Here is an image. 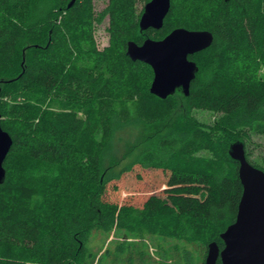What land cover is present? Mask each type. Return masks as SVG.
<instances>
[{
    "label": "trees",
    "instance_id": "obj_1",
    "mask_svg": "<svg viewBox=\"0 0 264 264\" xmlns=\"http://www.w3.org/2000/svg\"><path fill=\"white\" fill-rule=\"evenodd\" d=\"M43 1L0 0V125L12 138L0 183V264H90L82 238L105 224L199 244L203 260L209 242L222 249L220 233L234 221L242 191L230 145L242 142L247 160L264 171V156L252 160L247 150L252 135L264 136V80L257 75L264 0H205L195 16L171 0L162 27L143 32L136 0H109L108 31L120 50L109 55V48L102 59L88 47L89 0L65 8L52 0L37 11ZM176 27L213 34L209 47L189 56L209 52L210 74L202 76L195 61L189 94L159 98L149 91L151 67L126 55V41L158 40ZM193 109L215 120L197 123ZM116 120L138 121L151 135L162 124L169 131L115 173ZM135 165L207 178L222 196L235 193L233 206L212 204L202 215L155 196L142 207L108 201L107 185Z\"/></svg>",
    "mask_w": 264,
    "mask_h": 264
},
{
    "label": "rangeland",
    "instance_id": "obj_2",
    "mask_svg": "<svg viewBox=\"0 0 264 264\" xmlns=\"http://www.w3.org/2000/svg\"><path fill=\"white\" fill-rule=\"evenodd\" d=\"M76 1V0H75ZM86 3L88 0H77ZM109 0H89L91 5L90 41L91 47L100 58H107V54H119L120 45L113 41L108 31L109 16L105 8ZM192 16L207 8V0H181ZM180 1V2H181ZM69 0H63V7H67ZM52 0H45L38 4L37 11H45ZM145 0H136L135 9H143ZM62 5V3H61ZM142 38H146L142 36ZM109 51V50H108ZM115 58V56H114ZM193 60V59H192ZM202 76H209L210 53L194 55ZM258 78L264 80V64L257 71ZM205 76V77H206ZM190 116L201 124H210L215 120V114L193 109ZM159 134L151 135V128L138 121L126 123L115 121L113 124L112 146L117 157L115 165L110 167L116 171L128 166L145 150L154 148V141L158 135L168 134L167 125L160 126ZM154 138V140L152 139ZM250 158L259 160L264 156V136L252 135L247 144ZM198 155H207L200 151ZM223 192L213 185L212 181L201 176L179 175L169 171L142 168L135 165L132 171L125 173L117 181L107 185L104 197L108 201L118 204H131L142 207L150 196L165 202L181 213L206 215L212 204L233 206L235 193ZM157 200V201H158ZM83 246L87 255L91 256L90 264H203L202 248L199 244H188L181 240L152 236L143 232H128L109 228L107 224L90 232L83 238ZM93 257V259H92ZM88 260V261H89Z\"/></svg>",
    "mask_w": 264,
    "mask_h": 264
},
{
    "label": "water",
    "instance_id": "obj_3",
    "mask_svg": "<svg viewBox=\"0 0 264 264\" xmlns=\"http://www.w3.org/2000/svg\"><path fill=\"white\" fill-rule=\"evenodd\" d=\"M74 2L69 0L67 7ZM170 5L171 0L147 1L138 20L140 32L160 29ZM212 41L213 34L208 30L176 27L158 40L146 37L139 45L133 40L126 41L125 53L132 61L151 67V94L165 98L180 92L186 96L198 71L189 56L206 49ZM11 145V136L0 125V183L5 177L3 162ZM244 150L240 141L229 148L230 157L239 164L237 174L242 186L235 219L220 233L222 249L214 241L207 244L203 264H217L218 258L219 264H264V171L247 160Z\"/></svg>",
    "mask_w": 264,
    "mask_h": 264
},
{
    "label": "flooded vegetation",
    "instance_id": "obj_4",
    "mask_svg": "<svg viewBox=\"0 0 264 264\" xmlns=\"http://www.w3.org/2000/svg\"><path fill=\"white\" fill-rule=\"evenodd\" d=\"M145 5V4H144ZM143 8H144V6H143ZM189 59H191V58H189ZM192 60V59H191ZM194 61V60H193Z\"/></svg>",
    "mask_w": 264,
    "mask_h": 264
}]
</instances>
